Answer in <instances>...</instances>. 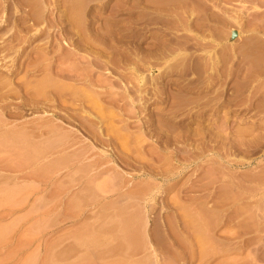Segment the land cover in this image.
<instances>
[{
    "label": "rangeland",
    "instance_id": "obj_1",
    "mask_svg": "<svg viewBox=\"0 0 264 264\" xmlns=\"http://www.w3.org/2000/svg\"><path fill=\"white\" fill-rule=\"evenodd\" d=\"M0 264H264V0H0Z\"/></svg>",
    "mask_w": 264,
    "mask_h": 264
}]
</instances>
